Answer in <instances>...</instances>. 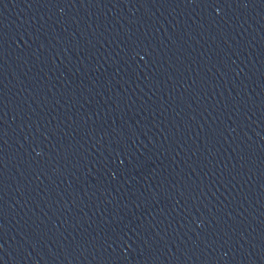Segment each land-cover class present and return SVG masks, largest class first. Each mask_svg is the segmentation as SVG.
<instances>
[{
  "label": "water",
  "instance_id": "obj_1",
  "mask_svg": "<svg viewBox=\"0 0 264 264\" xmlns=\"http://www.w3.org/2000/svg\"><path fill=\"white\" fill-rule=\"evenodd\" d=\"M0 264H264V25L0 133Z\"/></svg>",
  "mask_w": 264,
  "mask_h": 264
}]
</instances>
